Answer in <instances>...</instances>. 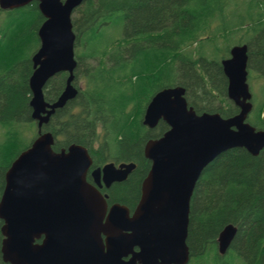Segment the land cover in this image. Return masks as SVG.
Segmentation results:
<instances>
[{"label":"trees","instance_id":"obj_1","mask_svg":"<svg viewBox=\"0 0 264 264\" xmlns=\"http://www.w3.org/2000/svg\"><path fill=\"white\" fill-rule=\"evenodd\" d=\"M0 13L1 197L5 172L37 137L28 80L44 18L36 2ZM71 21L79 53L74 82L80 77L84 87L75 86V98L54 112L41 133L53 136L55 152L70 145L86 148L92 168L134 164L127 179L109 191L115 204L137 202L150 169L144 146L168 129L163 122L153 129L142 124L158 91L182 87L197 115L227 119L238 113L227 99L221 67L233 46H247L248 69L263 81L262 101L253 105L247 122L257 130L264 127V0H85ZM113 26L122 30L115 39ZM103 33L110 38L106 44ZM93 60L96 66L88 64ZM66 79L59 73L47 82L45 101L59 97ZM228 225L236 232L227 252L219 255L216 239ZM2 238L0 232V244ZM186 244L188 264H209L212 255L223 264L231 252L243 264H264V148L257 156L243 148L228 150L202 170L190 201ZM0 264H5L1 254Z\"/></svg>","mask_w":264,"mask_h":264},{"label":"water","instance_id":"obj_2","mask_svg":"<svg viewBox=\"0 0 264 264\" xmlns=\"http://www.w3.org/2000/svg\"><path fill=\"white\" fill-rule=\"evenodd\" d=\"M84 1L0 0L1 10L36 2L44 18L37 30L39 47L31 58L28 80L31 119L38 134L4 175L0 197L2 261L188 264L190 201L202 170L228 150L243 148L257 156L264 148V129L256 131L246 122L252 110L247 46L232 47L229 58L221 61L226 96L239 111L235 116L197 115L188 107L182 87L165 88L151 97L142 124L153 129L164 122L168 130L144 146V157L151 165L141 183L139 202L129 216L124 206L108 208L99 191L87 182L92 160L86 148L70 145L55 152L53 136L41 133L54 112L78 93L72 84L77 62L71 17ZM59 73L67 74L65 87L54 102H47L43 89ZM134 168L132 163L118 167L109 163L93 169L90 176L97 187L102 183L108 188L124 181ZM235 232L232 225L221 230L216 239L218 254L227 252ZM113 250L116 255H111Z\"/></svg>","mask_w":264,"mask_h":264},{"label":"rangeland","instance_id":"obj_3","mask_svg":"<svg viewBox=\"0 0 264 264\" xmlns=\"http://www.w3.org/2000/svg\"><path fill=\"white\" fill-rule=\"evenodd\" d=\"M3 13H0V18H2L3 17ZM111 30H112V36H113V38L115 39V38H118L119 36H121V34H122V30H121V27L119 26L118 28L117 27H115V26H113V28H111ZM102 36L100 37L102 40V44H106L107 43V41L108 40H110V38L108 39L107 37H106V35H105V33H103V34H101ZM107 35H109V34H107ZM83 51V50H82ZM81 51V53L82 54H84L83 52L85 51L86 52V48L84 49V51L82 52ZM75 53H76V55L77 54H79L78 52H77V50H75ZM96 63H97V60H93V61H89L88 62V64H90L91 66H96ZM248 74H249V76H248V79H247V84H248V86H249V88H250V92H251V94H252V97H253V100H252V102H253V105H256V107H257V104L258 103H260L262 100H261V98H262V95H263V90H262V88H261V84H262V80L261 79H257L254 75H251V72H250V69H248ZM256 79V80H255ZM74 85L77 87V88H79V89H82L83 87H84V81H83V79L82 78H80V77H78L77 78V80L74 82ZM260 86V87H259ZM261 88V89H260ZM229 103H231V102H229ZM232 104V103H231ZM251 118H250V122H251V120H252V116H250ZM0 188H1V186H0ZM235 256V254H233L232 252H231V254L229 255H227L226 257H225V261H224V263L223 264H243V262H242V260H240L239 258H236V257H234ZM209 257V256H208ZM208 260H209V264H217L215 261H214V256L212 255V257L210 256L209 258H208ZM192 264H195V263H192Z\"/></svg>","mask_w":264,"mask_h":264},{"label":"flooded vegetation","instance_id":"obj_4","mask_svg":"<svg viewBox=\"0 0 264 264\" xmlns=\"http://www.w3.org/2000/svg\"><path fill=\"white\" fill-rule=\"evenodd\" d=\"M155 128H156V127H155ZM117 165H119V164H117ZM93 169H94V168L90 167V169H89V171H88V173H87V176H86V180H87V182H88L90 185L94 186V187L100 192V194L103 195V196L105 197V200H106V202H107L108 208L111 207L112 205H115V202H112V201L110 200V195H109V191H110L112 185H114L115 183H112L108 188H106L102 183H101V187H97V186L94 184V182H93V180L91 179V176H90V173H91V171H92ZM130 174H131V173H130ZM130 174H129V175H130ZM129 175H128V176H129ZM128 176H127V177H128ZM126 179H127V178H126ZM126 179H125V180H126ZM139 199H140V197H139ZM139 199L137 200V202H135V204H134L132 207H127L128 210H129V216H132V215H133V213H134V209H135L136 205L138 204ZM101 239H102L103 242H104V240H105V236L101 235ZM134 251L136 252V251H138V249H137V248H134ZM129 257H130V256H128L127 258H125V260H127Z\"/></svg>","mask_w":264,"mask_h":264},{"label":"bare ground","instance_id":"obj_5","mask_svg":"<svg viewBox=\"0 0 264 264\" xmlns=\"http://www.w3.org/2000/svg\"><path fill=\"white\" fill-rule=\"evenodd\" d=\"M260 24V23H259ZM189 32V31H188ZM191 32V31H190ZM178 37V36H177ZM188 40V39H187ZM117 76V75H116ZM120 77V76H119ZM168 81V80H167ZM122 83V82H121ZM134 99V98H133ZM136 99V98H135ZM138 101V100H137ZM253 127V126H252ZM254 128V127H253ZM264 129V127L262 128V129H260V130H263ZM255 130L256 131H260V130H257L256 128H255ZM251 155V154H250ZM253 156V155H252ZM121 249L123 250V251H126V247H121ZM116 252L113 250V252L111 253V255L112 254H114V255H116L115 254Z\"/></svg>","mask_w":264,"mask_h":264}]
</instances>
